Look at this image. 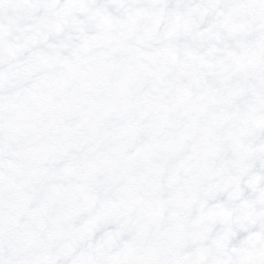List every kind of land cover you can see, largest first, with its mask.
Here are the masks:
<instances>
[{"label":"snow or ice","instance_id":"1","mask_svg":"<svg viewBox=\"0 0 264 264\" xmlns=\"http://www.w3.org/2000/svg\"><path fill=\"white\" fill-rule=\"evenodd\" d=\"M0 264H264V0H0Z\"/></svg>","mask_w":264,"mask_h":264}]
</instances>
